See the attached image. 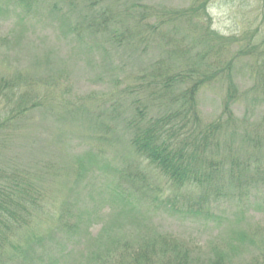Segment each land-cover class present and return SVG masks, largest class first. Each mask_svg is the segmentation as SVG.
<instances>
[{"label": "rangeland", "instance_id": "1", "mask_svg": "<svg viewBox=\"0 0 264 264\" xmlns=\"http://www.w3.org/2000/svg\"><path fill=\"white\" fill-rule=\"evenodd\" d=\"M191 1L143 0V6L145 12L183 10ZM33 10L25 13L10 0H0V79L17 78L22 85L21 91L9 88L0 97V180L32 179L47 208L27 234L13 239L8 254L14 259L0 264H93L109 252L113 257L100 264H127L156 234L173 236L197 259L210 257L211 248L231 264L258 259L264 248V142L255 149L250 142L258 144L264 132V52L258 53L264 0H212L213 30L236 42L216 44L221 53L202 60L204 47L183 25L172 37L163 32L150 36L146 29L137 30L130 17L117 16L132 31L117 47L87 35L78 39V9L70 12L68 5L45 0ZM250 43L258 46L255 54L238 57ZM159 64L188 80L191 70H224L219 81L197 95L204 124L220 118L230 75L237 103L233 123L220 137L229 150L220 151L247 161L242 186L234 183L236 189L221 196L203 189L191 194L171 186L144 161L126 164L127 137L116 126L130 118V109L126 113L124 108L138 96L152 101L151 117L167 105L166 95L153 94L154 75L163 71ZM141 174L143 193L130 199L131 206L122 204L114 194L120 177ZM204 192L209 199L200 200ZM238 207L242 218L236 216ZM62 208L68 229L57 223ZM15 243L21 246L19 255Z\"/></svg>", "mask_w": 264, "mask_h": 264}, {"label": "trees", "instance_id": "2", "mask_svg": "<svg viewBox=\"0 0 264 264\" xmlns=\"http://www.w3.org/2000/svg\"><path fill=\"white\" fill-rule=\"evenodd\" d=\"M10 1L23 12L34 13L36 11L33 10V7L38 3H44L45 0ZM211 1L192 0L191 5L183 10L161 8L145 12L143 0H57L58 4L68 5L70 12L79 10L80 21L76 28L78 39H83L87 35L86 37L96 40L106 39L109 45L120 47L121 40L124 37L129 38L132 31L125 28V24L121 21H117V16L130 17L137 30L146 29V33H151L150 36L158 32L166 33L172 37L182 30L181 25H183V27L191 29L192 39L204 47L205 51L201 60L210 53L216 55L221 53V51L215 50L216 44L231 47V44L234 45L236 42L235 39L220 36L213 30L208 14ZM112 9L114 10L112 11ZM121 28H125V31H120ZM142 37L143 35L139 38L140 44L144 40ZM260 38L259 54L264 52V31ZM247 46L245 50H241L237 54L238 57L242 54H255L258 46H253L251 43L250 49H247ZM164 68V66L160 67L163 70L161 74L154 75L157 87L154 90L157 92L153 94L166 95L167 105L158 110L155 117H151L149 110L152 101L145 100L142 95L138 96L130 108H124L126 113L130 109V118L124 121L121 126H116L127 137L126 164L134 165L135 161H144L171 186L191 194L203 190H213L219 194L221 191H230L231 188L236 189L234 183L242 186V179L247 176V167L249 166L245 163L247 161L241 162L240 158L231 159V152L222 155L220 151L226 148L229 150V145L226 142L223 143L220 137L225 128L228 129L230 123H233L232 108L237 103L238 94L230 75H227L228 86L222 102L220 118L212 123L204 124L197 105V95L201 88L212 81H219L224 70L212 73L191 70V80H188L187 78L190 76L185 78L179 75L173 76L169 69L165 70ZM0 78L2 77L0 76ZM15 79H0V97L5 96L9 88L15 90L17 87L18 91L22 90L21 80L19 82ZM229 132L232 135L234 129H229ZM261 141L264 142V132H262L258 144L257 141L250 142L253 149ZM220 156L221 158L218 159ZM143 183L142 174L136 179L120 177L114 194L117 198L122 199L120 200L122 204L131 206L132 200L130 199L143 193V188H145ZM125 184L129 185L131 190L128 188L126 190ZM217 187L222 188L218 190ZM207 199H209V193L204 192L200 200ZM46 208L47 203L41 197L38 186H35L32 179L11 176L0 180V260L14 259L10 258L8 254L13 239L18 236V241L20 236L27 234L31 226H34V219ZM60 215L66 216L64 208L57 215V223L63 229H68V224ZM236 216L243 217L242 208L236 209ZM77 224L74 223L73 227L75 228ZM30 242V240H26L28 246L31 244ZM145 242L146 244L141 249L139 248L137 258L127 264L232 263L227 261L224 253L216 248H211L212 255L210 257L197 259L184 244L169 235L156 234ZM31 246L32 244L29 247ZM179 248H182L183 251H180ZM20 249L21 246L15 243L14 253L19 255ZM111 254L107 253L104 258L97 256L93 264H100L102 260L104 263L105 258L113 257ZM30 264L38 263L34 260ZM251 264H264V248L259 258H254Z\"/></svg>", "mask_w": 264, "mask_h": 264}]
</instances>
